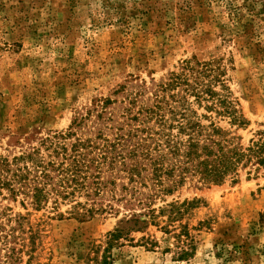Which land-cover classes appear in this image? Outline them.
<instances>
[{
    "label": "rangeland",
    "instance_id": "obj_1",
    "mask_svg": "<svg viewBox=\"0 0 264 264\" xmlns=\"http://www.w3.org/2000/svg\"><path fill=\"white\" fill-rule=\"evenodd\" d=\"M190 59L225 72L246 124L223 129L244 144L264 135V0H0V155H45L55 135L127 134L138 125L129 117ZM185 200L176 225L194 245L186 258L166 218L109 246L124 208L79 217L62 205L59 215L2 195L0 208H11L20 264H264V169L166 197Z\"/></svg>",
    "mask_w": 264,
    "mask_h": 264
},
{
    "label": "trees",
    "instance_id": "obj_2",
    "mask_svg": "<svg viewBox=\"0 0 264 264\" xmlns=\"http://www.w3.org/2000/svg\"><path fill=\"white\" fill-rule=\"evenodd\" d=\"M224 76L214 61L185 60L182 71L157 86L151 105L129 114L138 125L127 134L55 135L46 140L45 155H0V195L59 215L62 205L79 217L124 208L126 225L109 233V246L166 218L162 230L182 242L180 257H188L194 248L188 227L176 224L189 203H167L166 197L187 182L220 185L237 181L242 171L257 175L264 169V135L244 144L220 124H246ZM9 210L0 208V264H20L21 252L11 245L15 227L4 223L13 220ZM15 222L21 225V217Z\"/></svg>",
    "mask_w": 264,
    "mask_h": 264
}]
</instances>
